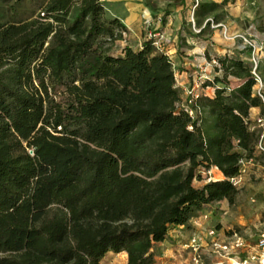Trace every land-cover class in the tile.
<instances>
[{
  "label": "trees",
  "instance_id": "obj_1",
  "mask_svg": "<svg viewBox=\"0 0 264 264\" xmlns=\"http://www.w3.org/2000/svg\"><path fill=\"white\" fill-rule=\"evenodd\" d=\"M37 9L0 24V264H100L109 253L155 264L171 228L233 203L230 180L256 159L249 115L264 103L251 67L218 59L241 84L200 97L192 119L163 51L146 40L113 54L127 28L102 0ZM212 167L224 180L196 188Z\"/></svg>",
  "mask_w": 264,
  "mask_h": 264
},
{
  "label": "rangeland",
  "instance_id": "obj_2",
  "mask_svg": "<svg viewBox=\"0 0 264 264\" xmlns=\"http://www.w3.org/2000/svg\"><path fill=\"white\" fill-rule=\"evenodd\" d=\"M130 1L148 10L149 16L145 19L141 14L137 20L127 24V33L123 35L125 40L115 43L113 54L118 56L125 46L138 50L150 34L161 35L159 50L173 63L176 88L181 97L180 109L190 106L187 90L194 82L202 81L200 76L208 78L197 89L201 97L205 94L202 89L213 97L212 92L216 88H233L238 84L240 80L233 76L223 77L218 63V59L223 57L239 59L249 65L253 77L261 81V87L255 84L253 91L264 95V0H231L227 4H223V0ZM102 2L105 16L116 18L125 25L126 13L122 3L118 0ZM38 12L37 0H0V24L34 18ZM75 12L76 9L73 15ZM179 24L180 29L177 30ZM225 38L232 39L234 44L229 46ZM223 52L224 55H221ZM199 58L203 59V64H210L209 71L206 72L204 65L201 68L189 66L187 71L184 63L191 64ZM222 78L223 81H220ZM206 86L209 89H205ZM258 119L264 120L261 108L252 118L253 125L261 134ZM262 145L264 147V139ZM259 152L255 160L242 164L241 182L236 186L238 193L233 203L229 204L226 200L212 202L189 220L202 230V233L193 235L202 236L197 252L185 246L173 248L171 238H167L162 246L153 247L155 264H194V256L199 257L200 264H232L245 258L244 251H231L225 258L219 257L214 253L212 242L220 246L228 245L236 235L247 245H254L264 231V153ZM222 180L224 177L217 168H199L193 185L201 188ZM189 222L182 230L171 228L169 232L173 236L193 232ZM210 230L214 231L212 237L208 236ZM100 264H126V255L109 253Z\"/></svg>",
  "mask_w": 264,
  "mask_h": 264
},
{
  "label": "built area",
  "instance_id": "obj_3",
  "mask_svg": "<svg viewBox=\"0 0 264 264\" xmlns=\"http://www.w3.org/2000/svg\"><path fill=\"white\" fill-rule=\"evenodd\" d=\"M162 36L157 34H150L148 37V41L151 42L152 46L155 47L156 49L160 48V41H161ZM204 69L210 64L204 63ZM205 72V71H203ZM199 79H202L200 82H194L195 84L192 85L188 90H187V97H188V102L190 106L187 109H184L185 112L189 115L190 118L194 119L195 118V111L192 108L196 101L201 97L200 92L197 90L201 84L205 80H208L206 76H200ZM255 79V84L259 85L261 87V81L258 77H254ZM241 82L239 81L236 86H239ZM235 86V87H236ZM234 88V87H233ZM257 95L260 97V99L264 103V97L262 96L261 92L259 91ZM257 123L259 124V127H262V131L260 134L259 142L257 144V151L263 152L264 153V147L262 145V141L264 139V120L258 119ZM257 124V125H258ZM31 154V151L29 152ZM230 182L232 183L233 186H238L241 182V176L239 175L238 177L231 179ZM214 234L213 230H210L208 232V236L212 237ZM202 236L197 235L194 236L191 241H190V248L192 249L193 252H197V250L200 247V243ZM212 246L215 248L216 254H218L219 257L225 258V256H228L229 252L231 251H244L245 252V258L241 259L240 261H234L232 264H264V231L261 233L259 239L254 245H247L240 237L233 235V240L230 244L228 245H217L216 243L212 242ZM193 262L194 264H200L199 257H193ZM215 264H221L220 262H217Z\"/></svg>",
  "mask_w": 264,
  "mask_h": 264
},
{
  "label": "crops",
  "instance_id": "obj_4",
  "mask_svg": "<svg viewBox=\"0 0 264 264\" xmlns=\"http://www.w3.org/2000/svg\"><path fill=\"white\" fill-rule=\"evenodd\" d=\"M119 2H121L122 3V8H123V10L125 11V15H126V23H125V27L127 26V24H129V23H132V22H134V20H137L138 19V17H139V15H141L142 14V16L144 17V11L146 10L144 7H141V6H139V5H136V4H133L130 0H118ZM148 11V10H147ZM148 13H149V11H148ZM145 18V17H144ZM145 19H147V18H145ZM176 29L177 30H179L180 29V24L179 25H177V27H176ZM226 40H228V44H229V46H232L234 43H233V41H232V39H230V38H225ZM229 54H232V53H229ZM221 55H224V52L221 54ZM227 56H229V55H227ZM190 62H192L191 60H189ZM202 61H203V59L202 58H199V59H197V60H195V61H193L191 64H189V62H187V63H184V65H187V67H186V70L187 71H189V66H191L192 68H194V66L196 67H202V65H203V63H202ZM201 63V64H200ZM173 64V63H172ZM200 67V68H201ZM202 71V70H201ZM207 71H209V67H207L206 68V72ZM205 89H209V87H205ZM202 91L205 93L204 94V97H208V98H212V96L211 95H209L208 93L209 92H206V91H204V89H202ZM211 93V92H210ZM214 93L212 92V95H213ZM256 111H257V109H251L250 110V119L252 120V118H253V116L256 114ZM188 226H190V228H191V230H193V232L192 231H189V232H186V233H184L183 235L182 234H180V235H171V233L170 232H168V235H169V237H168V239H170L171 240V242L173 243V248L175 247V246H185V247H190V241H191V239L194 237L193 235H195V234H199V233H202L201 231L202 230H200V228L199 227H195L196 226V224L194 223V222H189V224H188ZM182 228H183V226L182 227H177L176 229H179V230H182ZM175 230V229H174ZM199 231V232H198ZM172 238H175V239H172ZM165 242V241H164ZM163 242V243H164ZM163 243H161L160 245L162 246L163 245ZM230 261H232V260H230ZM234 262V261H233ZM232 262V263H233Z\"/></svg>",
  "mask_w": 264,
  "mask_h": 264
},
{
  "label": "bare ground",
  "instance_id": "obj_5",
  "mask_svg": "<svg viewBox=\"0 0 264 264\" xmlns=\"http://www.w3.org/2000/svg\"><path fill=\"white\" fill-rule=\"evenodd\" d=\"M148 16H149V13H148L147 10H145V11H144V17L146 18V17H148Z\"/></svg>",
  "mask_w": 264,
  "mask_h": 264
}]
</instances>
